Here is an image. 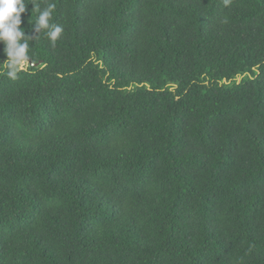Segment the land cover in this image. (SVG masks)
Returning <instances> with one entry per match:
<instances>
[{
	"label": "trees",
	"instance_id": "1",
	"mask_svg": "<svg viewBox=\"0 0 264 264\" xmlns=\"http://www.w3.org/2000/svg\"><path fill=\"white\" fill-rule=\"evenodd\" d=\"M26 2L0 264H264V0Z\"/></svg>",
	"mask_w": 264,
	"mask_h": 264
},
{
	"label": "clouds",
	"instance_id": "2",
	"mask_svg": "<svg viewBox=\"0 0 264 264\" xmlns=\"http://www.w3.org/2000/svg\"><path fill=\"white\" fill-rule=\"evenodd\" d=\"M26 0H0V43L5 45L4 54L8 57L6 65L8 76L15 78L18 72L26 70L31 66L32 56L30 55L29 39L26 37L22 25V14L28 10ZM33 12H38L35 22L34 34L38 29L44 30L46 37L55 42L63 32V28L55 23H51L55 4L48 3L43 9L38 8L35 3ZM43 64L42 61L35 65ZM2 65V66H3ZM224 146V145H223ZM225 150V147H224Z\"/></svg>",
	"mask_w": 264,
	"mask_h": 264
}]
</instances>
